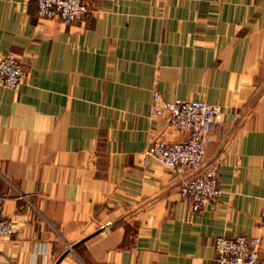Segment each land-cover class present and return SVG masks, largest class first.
Listing matches in <instances>:
<instances>
[{
	"label": "crops",
	"instance_id": "1",
	"mask_svg": "<svg viewBox=\"0 0 264 264\" xmlns=\"http://www.w3.org/2000/svg\"><path fill=\"white\" fill-rule=\"evenodd\" d=\"M8 53L27 77L0 85V264H214L216 238L241 235L264 264V0H88L73 24L0 0ZM156 92L222 109L205 149L222 195L200 211L143 161L187 135Z\"/></svg>",
	"mask_w": 264,
	"mask_h": 264
},
{
	"label": "built area",
	"instance_id": "2",
	"mask_svg": "<svg viewBox=\"0 0 264 264\" xmlns=\"http://www.w3.org/2000/svg\"><path fill=\"white\" fill-rule=\"evenodd\" d=\"M88 0H37L38 16L44 20H60L73 24L82 20L87 13ZM27 74L21 61L8 53L0 58V85L18 91L25 83ZM156 116L168 115L174 128L186 137L179 141L155 140L143 154L155 158L164 168L179 171L184 177L183 195L188 197L195 210H202L216 202L222 195L218 182V170L205 165V149L210 141L213 126L223 120L219 106L198 100H176L166 102L156 92L152 103ZM107 224L103 230H108ZM258 229L264 232V211ZM11 232L10 224L4 219L0 204V238ZM261 236L218 237L214 243V264H257Z\"/></svg>",
	"mask_w": 264,
	"mask_h": 264
},
{
	"label": "water",
	"instance_id": "3",
	"mask_svg": "<svg viewBox=\"0 0 264 264\" xmlns=\"http://www.w3.org/2000/svg\"><path fill=\"white\" fill-rule=\"evenodd\" d=\"M81 243V242H80ZM77 245H79V243L78 244H76V245H74V246H72V248H75Z\"/></svg>",
	"mask_w": 264,
	"mask_h": 264
}]
</instances>
